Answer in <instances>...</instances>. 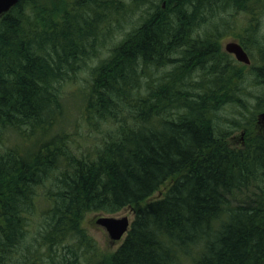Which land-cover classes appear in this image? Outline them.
<instances>
[{
  "label": "trees",
  "instance_id": "obj_1",
  "mask_svg": "<svg viewBox=\"0 0 264 264\" xmlns=\"http://www.w3.org/2000/svg\"><path fill=\"white\" fill-rule=\"evenodd\" d=\"M263 9L18 0L0 15V264H264V134L252 127L264 111ZM238 14L250 20L234 36L260 59L257 95L219 44ZM240 126L242 144L229 139ZM128 207L121 243L99 252L85 215Z\"/></svg>",
  "mask_w": 264,
  "mask_h": 264
},
{
  "label": "rangeland",
  "instance_id": "obj_2",
  "mask_svg": "<svg viewBox=\"0 0 264 264\" xmlns=\"http://www.w3.org/2000/svg\"><path fill=\"white\" fill-rule=\"evenodd\" d=\"M250 15V14H249ZM249 21L250 20V17L247 18L246 16L244 15H241V14H238L237 17H236V20H235V26H234V20L231 21V24H233L234 27H232L229 30H226L225 32H223V34L220 36V39H219V44L221 45V48L223 49L224 48V44L228 41H232V40H235L237 42L240 43V41L238 40V36L240 34L237 35V37L234 36V34H236V32H241V28H240V25L243 24L244 21ZM259 21H260V29H259V32L260 33H264V9H263V12L261 13V15L259 16ZM129 28V24H125L123 28L117 30V35H116V39H120L124 33V31H126L127 29ZM243 33V32H241ZM109 46V45H108ZM108 46H104L102 47L99 51V54L97 55V57H94L89 63H90V66L95 64V62L97 61V59L99 57H103L105 55H107V47ZM247 52L249 53L250 55V64L249 66L247 67H244L242 70L243 72L245 73V78L247 81L245 82H248V83H245V87H247V90H249L252 94H255L257 95L258 92L262 89L261 86H259V84H256L255 82H252L251 79H253L252 77V68L255 67V65L258 64V62H260V59H259V56L258 54L255 52L254 49H246ZM224 51V50H223ZM232 55V54H231ZM233 56V55H232ZM234 57V56H233ZM236 60V59H235ZM242 63V62H241ZM247 64V65H248ZM88 74V69L87 68H82L79 73H77L76 76H78V79H79V82L80 85H83L84 86V81L83 77H86V75ZM70 94L67 93V95ZM74 98H69L67 99V102H71L73 101ZM255 98H252L249 97L248 98V102H250L251 105H254L255 103ZM237 107H233V106H228L226 107L225 109V114L230 117L232 114L230 112H232V110L236 109ZM231 109V110H230ZM260 111H263V110H260L258 112H256L255 114V117L257 116L258 117V114L260 113ZM249 115V114H248ZM235 120H236V117H235ZM229 124V122H227ZM227 125V124H226ZM227 127V126H226ZM239 134V130H235L233 129L232 130V133H231V136L229 137V139L232 141V142H235L237 143L238 141H235L236 140V136H238ZM159 194V192L157 193H154V196ZM124 213H127L128 216H129V219L132 218V210L130 208H126L124 209L123 211L115 214L117 216H120ZM100 215V213H97V212H89L85 215L84 217V220H83V226L85 227L87 233L92 237V239L95 241V244L97 245V248H98V251L101 252V253H109V252H112L114 251L118 245L121 243L123 237L119 240H116V241H111V239L109 238L107 232L100 226H98L96 223H95V218ZM59 251H62V248H61V245H59V248H58ZM17 257V255H14ZM9 263V262H8Z\"/></svg>",
  "mask_w": 264,
  "mask_h": 264
},
{
  "label": "water",
  "instance_id": "obj_3",
  "mask_svg": "<svg viewBox=\"0 0 264 264\" xmlns=\"http://www.w3.org/2000/svg\"><path fill=\"white\" fill-rule=\"evenodd\" d=\"M18 0H0V15L7 12ZM226 52L233 54L237 61L248 64L250 62L249 56L240 43L235 40L228 41L224 44ZM259 119L264 118V113L258 114ZM95 223L102 227L108 234L111 241L119 240L128 230L130 219L124 213L120 216L100 214L96 217Z\"/></svg>",
  "mask_w": 264,
  "mask_h": 264
},
{
  "label": "flooded vegetation",
  "instance_id": "obj_4",
  "mask_svg": "<svg viewBox=\"0 0 264 264\" xmlns=\"http://www.w3.org/2000/svg\"><path fill=\"white\" fill-rule=\"evenodd\" d=\"M244 49H245V47H244ZM245 51L247 52L246 49H245ZM247 54H248V56L250 58V55H249L248 52H247ZM250 60H251V58H250ZM238 65L241 66V67H243V66L247 67L250 64L247 65V64L238 62ZM252 127H253V129H254V131L256 133L264 134V118L263 119H258V117L256 116L254 121H253ZM235 130H239V134H238V136H236V140L235 141H238L237 143H241L242 144L244 142V139H246L248 137L249 131L246 129V127H243V126H240L239 128H237Z\"/></svg>",
  "mask_w": 264,
  "mask_h": 264
},
{
  "label": "bare ground",
  "instance_id": "obj_5",
  "mask_svg": "<svg viewBox=\"0 0 264 264\" xmlns=\"http://www.w3.org/2000/svg\"><path fill=\"white\" fill-rule=\"evenodd\" d=\"M259 48V47H258ZM261 50H263V49H261ZM259 64V63H258ZM240 65V64H239ZM167 66V65H166ZM238 66V65H237ZM168 67V66H167ZM171 67V66H170ZM169 68V67H168ZM199 68V67H198ZM256 69V68H255ZM196 72V71H195ZM191 73V72H190ZM191 79V78H190ZM62 80V79H61ZM189 81V80H188ZM74 82V81H73ZM66 84H67V87H68V83L66 82ZM69 84H71L70 82H69ZM63 85V84H62ZM56 87V86H55ZM66 87V88H67ZM60 88H62V87H60ZM72 88V87H71ZM145 89V88H144ZM53 90V89H52ZM63 90H64V86H63ZM63 90H61V91H63ZM54 91V90H53ZM70 91V90H69ZM66 92H68V91H66ZM146 92V91H145ZM59 94V93H58ZM63 94V93H62ZM74 94H76V93H72V95H74ZM145 94V93H144ZM60 95V94H59ZM64 95V94H63ZM76 95H78V94H76ZM189 95V94H188ZM56 96V95H55ZM65 96H67L66 94H65ZM80 96V95H79ZM47 97V96H46ZM78 97V96H77ZM58 98V97H57ZM243 100V99H242ZM64 101V100H63ZM244 101V100H243ZM79 103V102H78ZM63 104H64V102H63ZM74 104V103H73ZM76 104V103H75ZM233 104V103H232ZM71 105V104H70ZM79 105V104H78ZM58 106V105H57ZM61 106V105H60ZM235 106H237V105H235ZM67 107V106H66ZM76 107V106H75ZM228 107V106H227ZM51 108V107H50ZM86 108V107H85ZM65 109V108H64ZM68 109H70V108H68ZM94 109V108H93ZM57 110V109H56ZM70 111V110H69ZM69 111H67L66 113H68ZM218 111V110H217ZM50 113V112H49ZM51 113H52V111H51ZM63 113H65V111L63 112ZM219 113V112H218ZM47 114V113H46ZM55 114V113H54ZM53 114V115H54ZM57 114V113H56ZM80 115V114H79ZM85 115V114H84ZM225 115V114H224ZM13 116V115H12ZM66 116V115H65ZM69 116V115H68ZM78 116V115H77ZM86 116V115H85ZM225 116H227V115H225ZM62 117V116H61ZM72 117V116H71ZM92 117V116H91ZM236 117V116H235ZM45 118V117H44ZM69 118V117H68ZM79 118H81V117H79ZM97 118V117H96ZM175 118V117H174ZM236 118H239V117H236ZM27 119V118H26ZM50 119V118H49ZM64 119H66L65 117H64ZM101 119V118H100ZM103 119V118H102ZM62 120H63V118H62ZM97 120V119H96ZM105 120V119H104ZM66 121V120H65ZM70 121V120H69ZM75 121V120H74ZM77 121V120H76ZM102 121V120H101ZM162 121V120H161ZM230 121V120H229ZM55 122V121H54ZM59 122V121H58ZM238 122V121H237ZM13 123V122H12ZM56 123V122H55ZM62 123H64V122H62ZM95 123V122H94ZM97 124H98V122H96ZM95 123V124H96ZM243 123V122H242ZM66 123H64V125H65ZM72 124V123H71ZM80 124V123H79ZM102 125H103V123H101ZM100 124V125H101ZM105 124V123H104ZM223 124V123H222ZM24 125V124H23ZM58 125H60V124H58ZM64 125H63V127H64ZM242 125V124H241ZM22 126V125H21ZM51 126V125H50ZM67 126V125H66ZM99 126V125H98ZM55 127H57L58 128V126H54V128ZM60 127V126H59ZM11 128V127H10ZM79 128V127H78ZM103 127H101L100 129H102ZM24 129V128H23ZM59 129H61V128H59ZM6 130V129H5ZM8 130V129H7ZM6 130V131H7ZM39 130V129H38ZM44 130V129H43ZM55 130V129H54ZM57 131H58V129H56ZM62 130V129H61ZM221 130V129H220ZM5 131V132H6ZM14 131V130H13ZM53 131V130H52ZM227 132V131H226ZM38 133V132H37ZM55 133H56V131H55ZM73 133V132H72ZM11 134H12V132H11ZM10 134V135H11ZM22 134V133H21ZM52 134V133H51ZM60 134H61V132H60ZM230 134V133H229ZM9 135V136H10ZM45 135V134H44ZM1 136V135H0ZM6 136V135H5ZM7 137V136H6ZM25 137V136H24ZM28 137V136H27ZM50 137V136H49ZM40 139V138H39ZM78 141V140H77ZM16 142V141H15ZM20 142V141H19ZM26 142V141H25ZM35 143V142H34ZM16 144V143H15ZM66 144V143H65ZM6 145H8V144H6ZM5 145V146H6ZM30 145H32V144H30ZM69 145H70V143H69ZM11 146H13V145H11ZM15 146V145H14ZM24 146V145H23ZM26 146H29V145H26ZM34 146V145H33ZM32 147V146H31ZM71 147V146H70ZM7 148V147H6ZM33 148V147H32ZM72 148V147H71ZM4 149V148H3ZM13 150V149H12ZM73 150V149H72ZM80 150V149H79ZM82 150V149H81ZM14 151H15V149H14ZM16 152V151H15ZM17 154V153H16ZM7 158V157H6ZM61 169V168H60ZM63 169V168H62ZM67 169V168H66ZM69 169V168H68ZM57 171V170H56ZM55 172V171H54ZM60 173V172H59ZM70 173V172H69ZM57 175V174H56ZM56 178V177H55ZM52 180V179H51ZM50 181V180H49ZM44 183V182H43ZM54 183H56V182H54ZM37 186V185H36ZM39 186V185H38ZM52 186V185H51ZM38 189H39V187H37ZM40 189H41V187H40ZM43 189V188H42ZM60 189V188H59ZM37 190V189H36ZM43 191V190H42ZM51 192V191H50ZM37 193H39V192H37ZM41 193H43V192H41ZM157 193V192H156ZM52 194V193H51ZM37 195V194H36ZM36 197V196H35ZM43 197V196H42ZM33 198V197H32ZM57 200V199H56ZM35 202V201H34ZM52 203V202H51ZM51 203H49V204H51ZM39 205V204H38ZM42 208V207H41ZM45 209V208H44ZM50 209V208H49ZM53 210V209H52ZM48 215V214H47ZM46 215V216H47ZM45 219V218H44ZM24 235V234H23ZM23 240V239H22ZM94 243V242H93ZM90 252L88 251V254H89ZM87 254V253H86ZM91 255V254H90ZM85 256V255H84ZM83 256V257H84ZM98 257V256H97ZM88 258V257H87ZM90 260V259H89ZM88 260V261H89ZM95 261V260H94ZM96 262V261H95ZM94 262V263H95Z\"/></svg>",
  "mask_w": 264,
  "mask_h": 264
}]
</instances>
